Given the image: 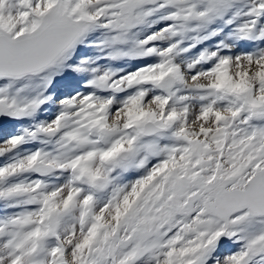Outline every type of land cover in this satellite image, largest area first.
Listing matches in <instances>:
<instances>
[{"label":"snow or ice","instance_id":"obj_1","mask_svg":"<svg viewBox=\"0 0 264 264\" xmlns=\"http://www.w3.org/2000/svg\"><path fill=\"white\" fill-rule=\"evenodd\" d=\"M0 264H264V0H0Z\"/></svg>","mask_w":264,"mask_h":264}]
</instances>
